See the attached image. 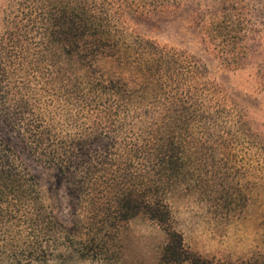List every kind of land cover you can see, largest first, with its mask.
Instances as JSON below:
<instances>
[{"label":"trees","instance_id":"1","mask_svg":"<svg viewBox=\"0 0 264 264\" xmlns=\"http://www.w3.org/2000/svg\"><path fill=\"white\" fill-rule=\"evenodd\" d=\"M178 2L0 0V264H131L138 217L165 233L156 264H224L187 246L174 201L241 218L264 130L196 54L131 29Z\"/></svg>","mask_w":264,"mask_h":264},{"label":"rangeland","instance_id":"2","mask_svg":"<svg viewBox=\"0 0 264 264\" xmlns=\"http://www.w3.org/2000/svg\"><path fill=\"white\" fill-rule=\"evenodd\" d=\"M129 25L138 35L196 54L225 85L229 98L244 102L255 125L264 130V0H179L158 14L129 17ZM224 51L231 60L223 58ZM235 52H240L239 60ZM28 164L48 190L56 191L51 173L35 162ZM60 199L59 218L70 226L63 189ZM173 214L187 246L203 257L224 264H264V190L254 194L239 219L217 214L195 195L177 198ZM122 237L131 264H156L165 241L156 223L135 218L125 225Z\"/></svg>","mask_w":264,"mask_h":264}]
</instances>
